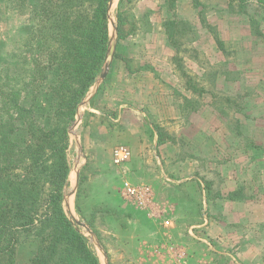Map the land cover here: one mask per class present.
<instances>
[{
  "label": "rangeland",
  "instance_id": "obj_1",
  "mask_svg": "<svg viewBox=\"0 0 264 264\" xmlns=\"http://www.w3.org/2000/svg\"><path fill=\"white\" fill-rule=\"evenodd\" d=\"M216 3L175 0L178 8L173 9L165 0L112 3L109 69L99 94L82 105L94 83L68 127L69 173L63 196L67 217L99 264H264V245L257 244V219L264 215L257 213V204L264 205V167L257 166V159L264 158V9L255 0L241 6L229 0L224 7ZM191 14L198 16L196 26L181 18ZM218 15L223 18L211 25ZM166 20L174 23L172 44ZM31 24L12 0H0V72L15 68ZM165 45L174 52L167 61ZM39 106L38 120L47 128L52 107L44 101ZM129 106L139 113L125 111ZM151 124L161 139L188 135L176 156L196 157L197 175L206 181L204 187L192 183L190 190L153 192L152 204L144 207L124 196L122 187L125 181L156 187L162 176ZM187 126L191 132L185 131ZM13 139L22 146L27 142L22 131ZM117 145L133 153L119 167L111 157ZM168 150L160 156L173 159ZM209 158L213 165L205 164ZM74 170L78 184L67 209ZM217 199L253 206L245 230L238 217L243 209H232L234 214L222 221ZM19 252L18 258L25 260L32 245Z\"/></svg>",
  "mask_w": 264,
  "mask_h": 264
},
{
  "label": "trees",
  "instance_id": "obj_2",
  "mask_svg": "<svg viewBox=\"0 0 264 264\" xmlns=\"http://www.w3.org/2000/svg\"><path fill=\"white\" fill-rule=\"evenodd\" d=\"M165 1L174 8L175 0ZM235 1L246 0L229 4ZM255 1L264 9V0ZM12 2L32 24L15 68L0 72V264H99L67 217L63 196L68 127L107 57L109 0ZM117 22L120 35V14ZM173 25L164 23L171 44ZM41 101L52 107L47 128L38 120ZM19 131L27 136L23 146L13 139ZM24 245L33 256L21 261Z\"/></svg>",
  "mask_w": 264,
  "mask_h": 264
},
{
  "label": "crops",
  "instance_id": "obj_3",
  "mask_svg": "<svg viewBox=\"0 0 264 264\" xmlns=\"http://www.w3.org/2000/svg\"><path fill=\"white\" fill-rule=\"evenodd\" d=\"M216 1H218L219 5L221 4V7H224L222 5H223V2H225V0H216ZM203 3L206 6H210V3L207 2V1H206V3L205 2H203ZM213 5H215V4H213ZM174 7L178 8V6H176V4H175ZM176 12H178V11H176ZM178 13H177V15H178ZM218 16H219V18L217 20H215V18L210 20L211 23H212L211 25H216L215 24L216 21L218 22V20H220V17L222 15H218ZM169 17L172 19V14L171 13H168L167 18H169ZM181 18L183 20H187V21L193 22L195 26L198 23V20H197L198 16L196 14H193V15L191 14L190 17H186L185 16V17H181ZM222 18H223V16H222ZM164 48H165V52H164L165 53V57H163V60L167 61L168 57L170 58V57L173 56L174 52L167 45H165ZM166 64L167 63H165L164 65H166ZM163 81L166 82V83L167 82L170 83V80H163ZM99 90H100V86L98 87V89H97V91H96L94 96L99 94ZM129 108L130 109H127L125 111L129 112L130 114H135V113L138 114L139 113L138 111H136L134 109V107L132 108V107L129 106ZM143 114L145 115V113H143ZM149 127L151 128V131L154 134L153 147L158 149V154L159 155H157V157L155 156V158L157 159L156 163H157V165L160 168L162 176L160 175L159 176L160 177L159 180L156 181V183H157V184L155 183L156 187H154L153 185H149V184H145V185L149 186L151 188L152 192H175V191L177 192L181 187H185V188L190 190V186L192 185V183L196 184V182H198L199 184H201V186L204 187V181H206V180H202L197 175V164H198V161H197L196 157L191 156V157H188V158H183L182 156H176V153H180V149L182 147V142H183L182 138H183V140L185 142V141H187V140H185V138H187L188 135H186V134H185V136H181V135L173 136V135H171L170 138H168V137H167V139L166 138L165 139L162 138V143L158 144L159 131L160 130L158 131V129L155 126H152V124ZM185 129H188V130H185V131L191 132L192 128H191V126H187V127H185ZM190 138H191V135L188 138L191 141ZM206 142H207V139H206ZM212 144H213V142H212ZM167 149H169L168 152H171L169 154L173 153V155H174L173 159L171 157V159L167 160V159L164 158V156H160L161 150H163V152H165ZM258 155H260V154H258ZM132 156H133V153L131 151V159H132ZM205 164L206 165L207 164L213 165L212 160H210V158H209V160L205 161ZM226 165H230V162H226L225 161V166ZM258 165L261 166V167L262 166L264 167V158H258L257 159V166ZM219 172H221V171L219 170ZM257 175H258V173H257ZM257 177H259V176H257ZM157 179H158V177H157ZM206 184H208V183H206ZM141 185H144V184H141ZM202 191L205 192V190H202ZM228 191L233 192L234 190L229 189ZM216 203H219V205H221V207H222L221 213L225 216V217L223 216L222 221L228 220L229 217L231 216V214H234V212H232V209H238V208L239 209H243V211L239 214L238 217H239L240 222L243 225V226H241V230H245L244 229L245 225H247L249 223V222L246 221V216L249 218V214L251 213V210L253 209L252 208L253 206H251L247 201H244V200L227 201L226 199H222L220 201V200L217 199ZM259 211L264 214V205L260 206V205L257 204V213ZM244 212L246 214L244 216H241V214H243ZM262 217L263 218L261 220L257 219V238H259V241H257V244L264 245V215ZM219 227H221V226H219ZM254 227H256V225H254ZM219 230L221 231L222 229H219ZM20 249L18 250V253H19ZM32 256H33L32 254H29L27 257H25V261L28 258L32 257Z\"/></svg>",
  "mask_w": 264,
  "mask_h": 264
},
{
  "label": "built area",
  "instance_id": "obj_4",
  "mask_svg": "<svg viewBox=\"0 0 264 264\" xmlns=\"http://www.w3.org/2000/svg\"><path fill=\"white\" fill-rule=\"evenodd\" d=\"M112 164L116 167L128 163L131 159V150L124 145H117L112 149ZM122 192L124 196L139 205L147 207L152 204L153 192L147 185L135 186L127 181L123 183Z\"/></svg>",
  "mask_w": 264,
  "mask_h": 264
},
{
  "label": "water",
  "instance_id": "obj_5",
  "mask_svg": "<svg viewBox=\"0 0 264 264\" xmlns=\"http://www.w3.org/2000/svg\"><path fill=\"white\" fill-rule=\"evenodd\" d=\"M114 0H109V4H108V12L112 6V3H113ZM108 22H109V16H108ZM112 26H113V23H110ZM112 37H113V33L110 35L109 37V47H108V52H107V57H106V60L103 64V69H102V72L98 78V80L95 82L94 84V87L92 88V91L90 92V94L88 96L85 97V101L83 102L82 105H85L87 104V102L92 99V97L95 95L98 87L100 86V84L103 82V80L105 79L106 75H107V71L109 69V63H108V56H109V52H110V45H111V42H112ZM78 148L79 145H78ZM74 175H75V184L72 188V190L67 194L66 196V200H65V203H66V208L69 209V201H68V198L70 196H73L75 194V191H76V187H77V184H78V171L77 170H74L73 171ZM71 216V214L69 215ZM73 220V222L78 225V226H81L83 228H85L86 232H88L90 234V231L88 230V228H86L83 224H80L77 220L71 218Z\"/></svg>",
  "mask_w": 264,
  "mask_h": 264
}]
</instances>
